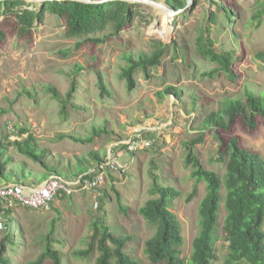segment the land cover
I'll return each mask as SVG.
<instances>
[{"label":"rangeland","instance_id":"374dc122","mask_svg":"<svg viewBox=\"0 0 264 264\" xmlns=\"http://www.w3.org/2000/svg\"><path fill=\"white\" fill-rule=\"evenodd\" d=\"M23 1L27 8L38 9L40 4L36 0ZM155 1L161 5L137 2L128 28L113 33L108 27L100 33L107 37L103 43L85 42L67 57L56 51L72 47L77 38L66 37L62 20L49 12L44 13L42 21L34 22L30 38L12 33L0 43V137L22 139L27 133L17 135L24 127L33 134L39 147L48 149L53 161H59L61 166L68 162L74 164L75 157L91 150L99 151L107 159L96 188H80L75 180L71 193L56 197L52 207L18 206L9 214V228L0 229V243L8 234L4 254L13 264H28L34 259L47 234L63 253V264H94L97 253L82 259L75 258L71 252L87 246L89 223L96 216H103L115 235L130 237L126 250L133 258L140 264H151L143 244L152 235L153 228L138 213L150 197L151 172L158 176L159 182L179 192L170 209L179 221L184 238L182 256L189 257L192 240L199 229L197 209L206 189L204 182L195 183L191 177L192 167L185 162L184 142L195 138L204 116L217 110L223 99L241 97L246 88L257 94L264 90V60L257 56L264 51V14L260 20L253 19L264 0H179L184 7L177 12L165 10V4L170 7L166 0ZM222 7L226 8L227 16ZM210 13L214 14L212 22ZM202 27L208 29L207 35L217 49L232 53L233 80L224 72L213 77L201 76L202 71L216 66L196 52L195 40ZM155 40L167 45L159 66L151 70L149 79L139 71L138 86L128 90L118 78L119 68L124 64L121 54L149 52ZM78 63L83 69L76 74L73 104L68 105L67 116L62 118L57 102L44 92L43 86L53 84L65 93L74 65ZM97 70L111 89L110 97L99 96ZM166 85L181 87L182 95L160 99L157 92ZM194 94L200 98L198 102L193 101ZM100 119L107 120L110 133L101 134L92 143L80 144L61 136H84ZM233 126L232 133L239 136L241 145L264 158V121L253 132L238 122ZM137 137L143 144L133 151L126 150ZM218 144L214 132L205 130L194 151L203 168L222 176L225 163L218 159ZM119 150L123 154L117 164L108 163L109 154ZM14 157L23 159L16 153ZM32 165L38 170L37 164ZM44 180L39 178L37 184L28 179L20 182L37 186ZM194 187L195 195L189 200ZM117 192L128 207L126 213L118 208ZM99 196L104 197L102 209ZM223 217L224 210L217 226V264H223L227 253L221 230Z\"/></svg>","mask_w":264,"mask_h":264},{"label":"trees","instance_id":"16d2710c","mask_svg":"<svg viewBox=\"0 0 264 264\" xmlns=\"http://www.w3.org/2000/svg\"><path fill=\"white\" fill-rule=\"evenodd\" d=\"M129 0H45L38 9L24 7L23 0H0V43L9 34L17 33L24 38H30L32 27L36 20L42 21L45 12H49L62 20L64 34L68 38H77L72 47L58 49L56 52L67 57L71 50L78 49L83 43L100 44L106 40L102 31L110 27L113 33L120 32L131 24L134 16L133 6ZM135 2V0H133ZM173 9L178 10L184 5L179 0H166ZM253 15L259 19L264 14V2ZM225 15L227 10L222 7ZM214 14L210 13L212 22ZM208 29L200 28L196 40L197 54L204 60L216 64L209 70L201 72V76L213 77L224 72L233 80L232 53L219 50L208 35ZM153 48L149 52H124L121 60L124 64L119 68L118 78L123 80L128 90L138 86L137 73L142 72L145 79L151 77V70L159 66L161 58L166 52L167 45L162 41H153ZM257 56L264 60V51ZM83 69L81 64L74 65L70 78V85L62 93L55 85L46 84L43 90L58 104V114L62 118L67 116L68 105L76 91V74ZM96 84L100 97H110L111 89L100 71H96ZM182 95V88L166 85L157 92L163 99L165 96ZM194 102L200 99L192 95ZM198 99V100H197ZM206 101V100H204ZM264 121V90L257 94L248 88L243 90L241 97L225 98L220 102L217 110L206 114L199 127L200 132L194 139L184 142L187 150L185 162L191 165V177L197 182L205 183V194L198 205L199 229L192 240L191 252L188 258L182 256L181 247L183 236L181 227L175 214L171 211L174 199L179 195L178 190L159 182L158 176L151 172L150 197L139 207L138 213L145 222L153 228L152 235L144 241L143 251L151 264H217V250L215 247L217 226L220 215L224 210L222 232L226 243L227 253L223 264H264V158L256 151L241 145L239 136L232 133L233 125L238 122L245 130L253 132ZM212 130L219 141L218 159L225 163V172L219 176L216 172L203 168L194 146L203 139V132ZM224 132V133H223ZM27 133L22 139H9L8 135L0 137V182H19L29 180L37 184L49 177H57L63 181L93 179L101 170L99 165L105 162L101 153L91 150L88 154L75 157V163L68 162L61 166L53 161L48 149L39 147L33 134L24 127L18 131L17 137ZM110 133L107 120L100 119L92 124L88 134L61 135L80 144L92 143L96 137ZM14 153L23 159L16 160ZM32 163L40 168L35 169ZM196 187L190 193L189 200L195 195ZM62 195V196H61ZM57 197L68 196L65 192ZM99 207L102 209L104 197L99 196ZM118 208L123 213L127 206L122 203L120 193H116ZM49 207H52V202ZM4 226L9 228L12 212L2 209ZM58 213V209H55ZM8 227V228H7ZM12 227L15 228V225ZM87 246L75 249L71 255L75 258L89 259L97 253L94 264H140L126 250L129 236L115 235L103 216L91 218L89 223ZM5 234L0 243V264H13L4 254ZM63 253L57 249L49 238H43V244L38 255L28 264H63Z\"/></svg>","mask_w":264,"mask_h":264},{"label":"built area","instance_id":"2783aa9c","mask_svg":"<svg viewBox=\"0 0 264 264\" xmlns=\"http://www.w3.org/2000/svg\"><path fill=\"white\" fill-rule=\"evenodd\" d=\"M142 141L136 138V140H131V142L126 146V150L133 151L140 146ZM123 152L121 150L114 151L110 153L107 157L108 163L112 161L113 164H117L118 158L122 156ZM107 164V159L105 162L101 163L99 167L101 170L93 179H78V185L84 189H94L97 184L101 182L100 173ZM77 181V180H76ZM73 182L63 181L57 177H49L45 179L38 186H25L20 183H5L0 184V229L4 228V218L3 210L9 209L13 211L18 206L28 207L32 209H46L49 207L50 203L62 192L70 194L72 191Z\"/></svg>","mask_w":264,"mask_h":264},{"label":"water","instance_id":"95a60500","mask_svg":"<svg viewBox=\"0 0 264 264\" xmlns=\"http://www.w3.org/2000/svg\"><path fill=\"white\" fill-rule=\"evenodd\" d=\"M35 1V0H34ZM36 1H38L39 3H41V2H43V1H45V0H36ZM79 1H88V0H79ZM130 1H133V0H130ZM137 0H135V2H136ZM140 2H151V3H153V4H156V5H161V4H159V3H157L155 0H141ZM166 5V4H165ZM164 5V7H165V10H168V11H170V12H177L178 10H175V9H173V8H168V7H166Z\"/></svg>","mask_w":264,"mask_h":264},{"label":"clouds","instance_id":"9594fccd","mask_svg":"<svg viewBox=\"0 0 264 264\" xmlns=\"http://www.w3.org/2000/svg\"><path fill=\"white\" fill-rule=\"evenodd\" d=\"M42 182H43V181H42ZM42 182H41V183H42ZM67 182H72V181H67ZM7 183H20V184L25 185V186H31V185H27V184L21 183L20 181H19V182H7ZM41 183H40V184H41ZM0 184H5V183H0ZM40 184H39V185H40ZM37 186H38V185H37ZM52 202H53V201H52ZM50 204H51V203H50ZM14 210H15V209H14ZM14 210H13V211H14ZM4 228H5V227H4Z\"/></svg>","mask_w":264,"mask_h":264},{"label":"bare ground","instance_id":"6f19581e","mask_svg":"<svg viewBox=\"0 0 264 264\" xmlns=\"http://www.w3.org/2000/svg\"><path fill=\"white\" fill-rule=\"evenodd\" d=\"M166 11H168V10H166Z\"/></svg>","mask_w":264,"mask_h":264},{"label":"crops","instance_id":"0c3cea01","mask_svg":"<svg viewBox=\"0 0 264 264\" xmlns=\"http://www.w3.org/2000/svg\"><path fill=\"white\" fill-rule=\"evenodd\" d=\"M25 184V183H24Z\"/></svg>","mask_w":264,"mask_h":264}]
</instances>
